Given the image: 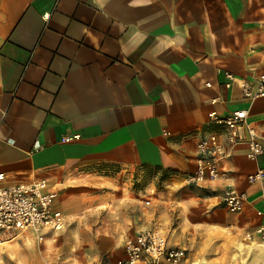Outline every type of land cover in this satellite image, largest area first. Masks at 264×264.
Instances as JSON below:
<instances>
[{"label":"crops","instance_id":"crops-1","mask_svg":"<svg viewBox=\"0 0 264 264\" xmlns=\"http://www.w3.org/2000/svg\"><path fill=\"white\" fill-rule=\"evenodd\" d=\"M262 45L264 0H0V186L44 180L65 215L94 170L161 172L169 190L154 211L182 225L150 221L169 247L180 248L165 231L205 229L237 264H264V201L247 181L264 153L230 148L224 177L184 180L197 143L223 133L211 114L246 111L264 146V97L240 88L264 75ZM229 187L246 198L240 213L222 204ZM144 223L98 264H116Z\"/></svg>","mask_w":264,"mask_h":264},{"label":"rangeland","instance_id":"rangeland-1","mask_svg":"<svg viewBox=\"0 0 264 264\" xmlns=\"http://www.w3.org/2000/svg\"><path fill=\"white\" fill-rule=\"evenodd\" d=\"M91 174L81 181L82 193L67 203L66 224L61 230L27 233L0 246V264H98L105 260L103 254L133 237L145 221L148 225L150 213L160 229L162 223L182 225L164 214L157 218L154 211L162 192L169 190L164 184V173L103 168ZM122 194L124 204L119 201ZM165 234L172 245L185 250L183 264H237L235 252L230 257L228 241L217 240L216 234L205 229H191L184 234L179 228ZM100 244L110 249L100 251Z\"/></svg>","mask_w":264,"mask_h":264},{"label":"built area","instance_id":"built-area-1","mask_svg":"<svg viewBox=\"0 0 264 264\" xmlns=\"http://www.w3.org/2000/svg\"><path fill=\"white\" fill-rule=\"evenodd\" d=\"M258 52L264 65V45ZM225 77L233 81L232 75L225 74ZM240 88L245 99L264 97V75L259 78L257 86L242 80ZM210 118L223 129V133H212L197 143L195 169L184 178L188 185L201 186L224 177L220 164L230 148L245 146L252 160L264 153L258 134L247 122L246 111H235L225 117L211 114ZM76 139L63 138L61 143ZM247 181L259 186L264 201V171L257 170L247 177ZM55 199L56 191L50 190L44 180L0 186V246L14 242L27 233L61 230L66 224V217L55 207ZM245 201L243 194L230 187L222 194L224 208L234 214L242 212ZM146 205H149L148 201ZM258 234L264 240V229L258 230ZM185 259V250L169 247L166 236L149 221L134 239L124 242L122 256L116 264H183Z\"/></svg>","mask_w":264,"mask_h":264}]
</instances>
